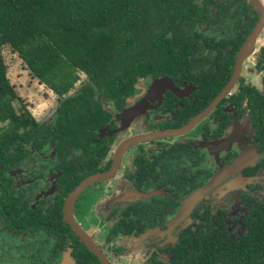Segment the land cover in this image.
<instances>
[{
  "label": "flooded vegetation",
  "instance_id": "flooded-vegetation-1",
  "mask_svg": "<svg viewBox=\"0 0 264 264\" xmlns=\"http://www.w3.org/2000/svg\"><path fill=\"white\" fill-rule=\"evenodd\" d=\"M166 3L156 24L166 54L154 75L136 77L120 100L95 90L92 114L101 117L56 118L58 101L0 149V264H58L65 256L68 264H102L67 217L106 264H172L180 232L202 221L229 240L220 250L235 259L211 260L207 251L203 264H264V18L250 37L264 0ZM214 100L187 130L148 136L180 128ZM136 136L144 137L118 153ZM220 171L169 226L181 199ZM85 180L67 214V198Z\"/></svg>",
  "mask_w": 264,
  "mask_h": 264
},
{
  "label": "trees",
  "instance_id": "trees-1",
  "mask_svg": "<svg viewBox=\"0 0 264 264\" xmlns=\"http://www.w3.org/2000/svg\"><path fill=\"white\" fill-rule=\"evenodd\" d=\"M167 1L0 0V47L8 45L29 74L58 96L71 88L77 70L83 72L89 82L59 100L56 118L101 117L92 114L95 90L120 100L133 92L136 77L154 75L155 65L164 60L166 51L158 48L163 32L156 24L169 12ZM15 97L0 56V121L7 122L1 150L13 143L17 127L34 122L26 108L12 106ZM218 233L215 226L209 234L205 221L182 230L172 264H203L207 251L211 260L221 255L234 262V251L220 250L229 240L223 243Z\"/></svg>",
  "mask_w": 264,
  "mask_h": 264
},
{
  "label": "rangeland",
  "instance_id": "rangeland-1",
  "mask_svg": "<svg viewBox=\"0 0 264 264\" xmlns=\"http://www.w3.org/2000/svg\"><path fill=\"white\" fill-rule=\"evenodd\" d=\"M0 56L5 65V75L17 95V97L11 101L12 106L15 109L24 106L30 115L38 121L47 118L61 98L75 94L78 91L79 85L86 81L85 74L77 70V79L71 88L62 94V96H58L29 74L27 68L17 56L16 52H14L8 45L5 44L0 47ZM137 87H143L141 79L137 80ZM98 100L104 105L108 103L106 100L102 99V97H99ZM3 123H5V121H0V125H3ZM0 134L3 135L1 130ZM6 243L7 242L5 241L3 246H6ZM128 262L129 259L126 264H128Z\"/></svg>",
  "mask_w": 264,
  "mask_h": 264
},
{
  "label": "water",
  "instance_id": "water-1",
  "mask_svg": "<svg viewBox=\"0 0 264 264\" xmlns=\"http://www.w3.org/2000/svg\"><path fill=\"white\" fill-rule=\"evenodd\" d=\"M263 18H264V11L261 10V16L260 19L258 21V23L256 24L255 28L253 29L252 33L250 34V37H253L256 30L261 26V24L263 23ZM158 83V81H155L153 83V85H156ZM219 96H217L215 98V100L218 98ZM215 100L206 108L204 109L202 112H200L197 116H195L194 118H192L190 121H188L185 125L181 126L180 128L177 129H167V130H162V131H157V132H153L152 134H149L148 136H153V135H167V134H175V133H180L183 132L185 130H187L189 127H191L193 125V123H195V121L200 118L203 114L207 113L209 111V109L211 108V106L214 104ZM144 136H136V137H132L129 138L125 141L122 142L118 153L121 151V149L128 145L129 143L136 141L138 139H141ZM242 162H244L243 158L236 160L233 165L232 168H237L238 166H240L242 164ZM108 174V173H107ZM224 172L220 171L217 174L213 175L212 178L206 182L205 184H203L202 186L196 188L195 190H193L192 192H190L189 194H187L186 196H184L181 201V205L179 206L176 214L173 216V218L171 219V221L168 223L169 226L177 223L188 211L189 209L215 184L217 183L221 177L223 176ZM106 175V174H105ZM99 176H93L92 178H97ZM87 180V179H86ZM86 180L83 181L80 185H78L69 195V197L67 198V202H66V213L68 214L69 208H68V203L71 202L72 197H74L82 188V186L86 183ZM157 193L156 191H151L148 193H136L137 196H142V197H149L153 194ZM67 223L70 225V227L76 232V234H78L81 238V240L85 243V245L96 254V256L99 258V260L102 262V264H106L105 260L102 258V256L96 251V249L94 248V246L88 242V240L80 233L79 229L77 228V226L75 225V223L69 219V217L66 218ZM69 259L67 258V256L63 257V259L58 263V264H68Z\"/></svg>",
  "mask_w": 264,
  "mask_h": 264
}]
</instances>
